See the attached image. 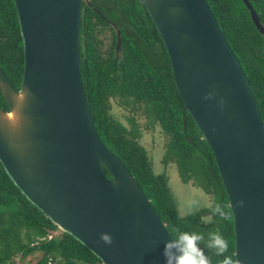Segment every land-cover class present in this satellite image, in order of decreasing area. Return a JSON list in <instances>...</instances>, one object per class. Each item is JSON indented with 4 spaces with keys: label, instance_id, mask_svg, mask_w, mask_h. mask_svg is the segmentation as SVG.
<instances>
[{
    "label": "water",
    "instance_id": "1",
    "mask_svg": "<svg viewBox=\"0 0 264 264\" xmlns=\"http://www.w3.org/2000/svg\"><path fill=\"white\" fill-rule=\"evenodd\" d=\"M136 1L162 42L183 108L213 155L232 215L234 260L264 264V128L239 62L205 0ZM12 2L22 75L15 90L0 69L7 106L0 116L15 108L17 96L22 101L15 129L0 119L3 171L44 218L101 264H164L163 246L172 236L97 137L86 105L78 37L80 4L89 6L88 0ZM241 2L264 38L252 7ZM119 45L116 32V53ZM101 233L112 236L110 246L100 242Z\"/></svg>",
    "mask_w": 264,
    "mask_h": 264
},
{
    "label": "trees",
    "instance_id": "2",
    "mask_svg": "<svg viewBox=\"0 0 264 264\" xmlns=\"http://www.w3.org/2000/svg\"><path fill=\"white\" fill-rule=\"evenodd\" d=\"M264 27V0H247ZM80 4L78 57L81 85L97 137L129 171L159 220L171 236L174 229L189 232L218 231L234 252L232 215L221 185L213 155L185 112L171 76L168 57L143 5L136 0H89ZM225 41L249 83L264 128V38L253 26L241 0H205ZM96 10V11H94ZM120 47L114 51V29ZM109 30L110 45L102 55L96 41L97 27ZM0 69L15 90L22 75V45L12 0H0ZM115 99L132 114L141 110L150 127L166 138L163 164L172 162L182 182H189L210 197L207 208L180 217L172 201L167 178L155 174L138 139L140 132L132 115L124 128L110 115ZM0 109L7 106L0 95ZM107 179L110 175L103 170ZM220 203L230 214L227 221L209 219L210 206ZM56 227L32 206L11 183L0 165V264L16 256L39 253L34 264H101L81 244L65 233L56 237ZM203 247V244L201 245ZM212 264L222 257L205 249Z\"/></svg>",
    "mask_w": 264,
    "mask_h": 264
},
{
    "label": "rangeland",
    "instance_id": "3",
    "mask_svg": "<svg viewBox=\"0 0 264 264\" xmlns=\"http://www.w3.org/2000/svg\"><path fill=\"white\" fill-rule=\"evenodd\" d=\"M96 41L98 42L99 50L102 55L108 50L110 45L109 30L107 28L97 27L95 32ZM110 115L113 120L117 121L124 128H128L125 121L127 116L132 115L137 126L140 137L138 142L144 149L147 158L152 165V171L155 174L165 175L167 185L175 205L177 214L183 217L193 211L207 208L210 205V197L203 194L199 189L192 186L189 182H182L177 174L175 166L172 162L164 165L163 156L166 151V138L163 137L160 130L154 126L150 127L146 117L141 110L135 114L125 110L123 106L115 99L110 100ZM62 233L56 228L55 231L49 232L48 235L56 237ZM40 258L39 253H34L25 258L16 256L11 264H34Z\"/></svg>",
    "mask_w": 264,
    "mask_h": 264
},
{
    "label": "clouds",
    "instance_id": "4",
    "mask_svg": "<svg viewBox=\"0 0 264 264\" xmlns=\"http://www.w3.org/2000/svg\"><path fill=\"white\" fill-rule=\"evenodd\" d=\"M242 206V202H238ZM218 217L220 220L227 221L230 214L225 211L220 203L210 206L209 219ZM175 235L163 246L162 256L164 264H212L211 259L205 254V249L217 257H222L219 264H238L232 255H226L229 251V241L218 231L189 232L174 229ZM100 242L106 246L113 243V238L108 233L100 234ZM154 244L157 242L154 241ZM203 244V247L201 245Z\"/></svg>",
    "mask_w": 264,
    "mask_h": 264
},
{
    "label": "bare ground",
    "instance_id": "5",
    "mask_svg": "<svg viewBox=\"0 0 264 264\" xmlns=\"http://www.w3.org/2000/svg\"><path fill=\"white\" fill-rule=\"evenodd\" d=\"M22 101V96L19 95L15 98V108L9 112L8 114L1 115L0 119L1 121L9 128V129H15L18 125L19 121V114H18V108Z\"/></svg>",
    "mask_w": 264,
    "mask_h": 264
},
{
    "label": "flooded vegetation",
    "instance_id": "6",
    "mask_svg": "<svg viewBox=\"0 0 264 264\" xmlns=\"http://www.w3.org/2000/svg\"><path fill=\"white\" fill-rule=\"evenodd\" d=\"M88 1H89V0H88ZM88 4H89V2H88ZM86 5H87V4H86ZM87 6H88V5H87ZM89 6H90V4H89ZM97 14H98V16H99L103 21L106 22V24H108L109 26H111V27L114 29V31H115V37H116V32H118V31L114 28L112 22L109 21L107 18H105V16H103L101 13L97 12ZM118 34H119V32H118ZM119 39H120V38H119ZM115 44H116V41H115ZM115 44H114V51H115ZM119 47H120V45H119ZM118 51H119V49H118ZM117 53H118V52H117ZM117 53L115 52L116 55H117Z\"/></svg>",
    "mask_w": 264,
    "mask_h": 264
}]
</instances>
